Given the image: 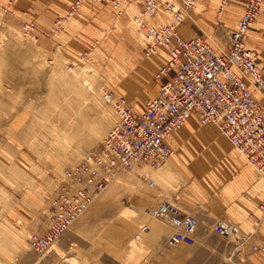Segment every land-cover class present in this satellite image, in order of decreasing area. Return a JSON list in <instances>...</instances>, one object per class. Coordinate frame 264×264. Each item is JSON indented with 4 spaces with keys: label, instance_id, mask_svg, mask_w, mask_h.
Masks as SVG:
<instances>
[{
    "label": "rangeland",
    "instance_id": "rangeland-1",
    "mask_svg": "<svg viewBox=\"0 0 264 264\" xmlns=\"http://www.w3.org/2000/svg\"><path fill=\"white\" fill-rule=\"evenodd\" d=\"M72 1L0 0V264H263L264 255L250 246L264 236V212L258 208L264 180L217 125L196 121L170 137L173 154L151 171L154 187L141 181L140 168L123 172L46 253L30 248L29 236L42 233L55 195L67 185L64 171L99 146L115 121L102 92L121 95L140 110L156 93L153 73L162 63L144 56L143 35L133 22L144 0H126L120 14L87 0L53 32L54 19ZM218 3L215 29L204 36L222 48L234 11L224 17L226 5L221 10ZM197 10L188 11L184 27ZM25 21H33L35 30L24 32ZM259 66L264 70V58ZM143 185L151 191L163 186L167 200L178 195L182 210L198 219L196 230L165 246L171 229L150 216L158 204L143 209L135 203ZM244 194L246 215L238 208ZM183 198L189 200L186 206ZM218 221L232 223L237 233L220 236L214 230ZM145 224L149 231L135 239Z\"/></svg>",
    "mask_w": 264,
    "mask_h": 264
},
{
    "label": "built area",
    "instance_id": "built-area-1",
    "mask_svg": "<svg viewBox=\"0 0 264 264\" xmlns=\"http://www.w3.org/2000/svg\"><path fill=\"white\" fill-rule=\"evenodd\" d=\"M87 0H74L65 13L58 15L52 31H58ZM106 4L122 13L126 0H89ZM263 0H245L236 27L231 30L226 50L211 44L203 35L183 38L178 27L196 0H144L133 22L143 33V54L153 57L160 49L168 52V60L154 75L157 82L170 75L147 98L140 110L133 109L126 99L104 90L102 100L113 110L115 121L99 146L88 150L82 159L64 171L67 185L53 199L47 229L29 236L30 248L37 254L50 249L72 223L123 172L142 169L141 181L155 186L153 170L166 163L173 154L171 135L191 117L199 123H213L232 147L252 167L257 179L264 180V75L257 52L247 46L248 33L261 13ZM220 9L227 5L222 0ZM169 13L170 22L152 25L147 18L159 11ZM24 32L35 30L33 21L23 23ZM219 50H218V49ZM179 196L153 207L150 216L164 222L171 233L164 244L172 247L184 235L192 234L198 219L179 205ZM264 212V195L258 204ZM214 230L231 237L237 228L230 222L218 221ZM149 231L147 224L139 227L135 239ZM250 236L242 240L247 242ZM251 251L264 255V236L252 243Z\"/></svg>",
    "mask_w": 264,
    "mask_h": 264
},
{
    "label": "crops",
    "instance_id": "crops-1",
    "mask_svg": "<svg viewBox=\"0 0 264 264\" xmlns=\"http://www.w3.org/2000/svg\"><path fill=\"white\" fill-rule=\"evenodd\" d=\"M244 1L245 0H228L229 3L226 5V8H225V10L223 12V16L224 17H227V15L229 16V14L227 13L228 9H230V10L232 9L234 11V13L230 16L231 20H229L231 29H234L236 27V24H237L236 21H238V19L240 18L241 14L243 12V3H244ZM215 2H217V3L219 2L221 4L222 0H196L195 7H198L199 10H197V12L194 15V21L190 22V25L189 24L187 25V26H189V28H187V26L184 27L183 26L184 22H182L179 25V27H178L179 34L183 38H191V37H194V36H196L198 34H201V35L204 36V31H206V32L214 31L215 25H216V23L214 22V18H215V16H214V9H215L214 3ZM71 3L68 5V7L71 5ZM220 4H219V6H221ZM212 5H213V7L210 8V6H212ZM68 7H67V9H68ZM39 8H43V7H39ZM261 9L262 10H261V13H260L258 19L254 22V25L249 30L248 39H247V46L249 48H251V49H254L257 52L258 58H260V57L264 58V0L262 1ZM41 10H44V8L41 9ZM158 13L156 15L152 16V17L147 18L146 19L147 22L149 24H152V25H164V24L168 23V22L165 21V19L170 17V20H171V16H170L169 13H166V12L163 11V14H161L159 17H156L158 15ZM37 14H38V12H37ZM234 20H236V21H234ZM142 35H143V33H142ZM143 39H144V37H143ZM229 41H230V37H229ZM229 41L227 43V46L229 44ZM144 44H145V40H144ZM227 46L222 47V48L219 47V48H221L222 50H226ZM154 57H156L155 59L162 60V63L159 64L155 68V71L153 73V78H154V75L159 71L160 67L167 62V60H168V52L165 49H160L158 54L155 55ZM260 69H261V72L264 75V70L262 68H260ZM170 75H172V72H170L167 76H164L163 79L161 80V82H157L154 79V81L156 83V93H155V95L158 92L159 85L161 83L165 82ZM143 103H142V106L140 107V109H142ZM192 121L193 122L196 121V122L199 123V121H198V119L196 117H191L190 119L187 120L186 123L192 122ZM168 170L169 169L167 167L163 168L160 171L161 177H163V178L166 177V175L169 173ZM243 186H247L249 188L250 187L249 181H247V182L245 181L243 183ZM245 194L243 196L244 197V201L242 203L239 202V205H238V208L243 209V211H244L243 214L244 215H246V212H247L246 211L247 210L246 206H247V202H248V201H245L247 199V196ZM166 200H167V191L164 189L163 186H160L156 190L151 191V190L147 189V187H145L143 185V186H140L138 188L137 192H135V203H136V205L138 207L143 208V209L152 207V206H154L156 204H159L161 202H164ZM181 202H182L183 206H186L189 203V200L183 198L181 200ZM208 207L214 209V208L217 207V205H211V206H208ZM47 225H48V222L46 223V225H45V227L43 229L41 228V232H44L46 230ZM262 259H263V264H264V257Z\"/></svg>",
    "mask_w": 264,
    "mask_h": 264
},
{
    "label": "bare ground",
    "instance_id": "bare-ground-1",
    "mask_svg": "<svg viewBox=\"0 0 264 264\" xmlns=\"http://www.w3.org/2000/svg\"><path fill=\"white\" fill-rule=\"evenodd\" d=\"M186 122H187V121H186ZM184 125H185V124H184ZM174 133H175V132H174ZM172 135H173V134H172ZM172 135H171V136H172ZM169 139H170V138H169ZM54 245H55V244H54ZM54 245H53V246H54ZM53 246H52V247H53ZM52 247H51V248H52ZM48 250H49V249H48ZM48 250H47V251H48ZM47 251H46V252H47ZM46 252H45V253H46Z\"/></svg>",
    "mask_w": 264,
    "mask_h": 264
}]
</instances>
